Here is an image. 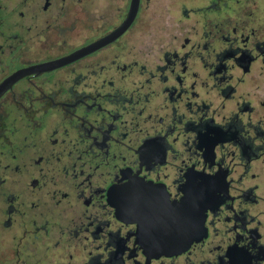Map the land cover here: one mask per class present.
I'll use <instances>...</instances> for the list:
<instances>
[{"label":"flooded vegetation","instance_id":"obj_1","mask_svg":"<svg viewBox=\"0 0 264 264\" xmlns=\"http://www.w3.org/2000/svg\"><path fill=\"white\" fill-rule=\"evenodd\" d=\"M0 264H264V0H0Z\"/></svg>","mask_w":264,"mask_h":264},{"label":"water","instance_id":"obj_2","mask_svg":"<svg viewBox=\"0 0 264 264\" xmlns=\"http://www.w3.org/2000/svg\"><path fill=\"white\" fill-rule=\"evenodd\" d=\"M194 229L189 231L186 237H179L176 240H161L158 241V247L164 250H179L187 246L193 239H196L200 233L201 223L195 220Z\"/></svg>","mask_w":264,"mask_h":264}]
</instances>
